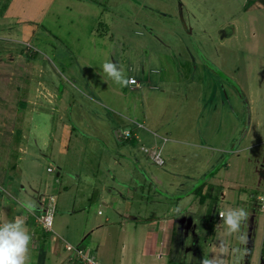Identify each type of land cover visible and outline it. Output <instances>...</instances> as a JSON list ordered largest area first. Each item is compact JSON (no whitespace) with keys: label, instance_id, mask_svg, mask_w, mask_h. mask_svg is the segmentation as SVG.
<instances>
[{"label":"rangeland","instance_id":"1","mask_svg":"<svg viewBox=\"0 0 264 264\" xmlns=\"http://www.w3.org/2000/svg\"><path fill=\"white\" fill-rule=\"evenodd\" d=\"M1 168L99 264H201L221 241L223 264H264V0H0ZM241 207L246 244L218 218ZM131 218L173 234L141 256Z\"/></svg>","mask_w":264,"mask_h":264},{"label":"crops","instance_id":"2","mask_svg":"<svg viewBox=\"0 0 264 264\" xmlns=\"http://www.w3.org/2000/svg\"><path fill=\"white\" fill-rule=\"evenodd\" d=\"M10 6L11 3H8L7 5L5 4L4 11L7 12ZM13 145L15 148H17V151H24L22 149L21 142H17L16 144L14 143ZM7 172V170H3L1 168L0 179L7 177L5 175V173ZM12 197L15 198V201L11 200ZM18 198L23 199L24 197L19 192L9 194V192H5V190H2V188H0V221L12 220L15 217H21L25 220L26 227L29 229L32 235L28 264H82L73 253H70L64 249L65 240L63 241L62 234L67 239H71V230L69 226H67L66 230H63L59 227V225L56 224V226L54 227L52 224V230L46 231L37 222V213H39L49 202L46 203L45 201H41L39 199L40 202L39 204H37V208L34 213H29L18 206L16 200ZM51 199L55 200L54 197H52ZM64 213H68V211H65ZM63 218L64 217H62V219ZM131 221L134 230L139 231L138 235L139 241L141 243V256L152 255L150 249L155 248L157 245H159L160 249V245L164 244L165 240L170 239V236L173 234L172 228L168 226L167 221H163L161 226L156 229H151L149 227L150 224L145 222L144 219L131 218ZM101 226V224L88 225L86 223L84 227L78 229L76 232L78 235L86 236L87 233L91 235L98 232ZM53 229H55L57 233H60L61 236L58 234H56V236L51 235V232L54 231ZM131 241L133 240L131 239ZM211 248L212 251L216 249V242L211 243ZM160 264L164 263L161 262Z\"/></svg>","mask_w":264,"mask_h":264},{"label":"clouds","instance_id":"3","mask_svg":"<svg viewBox=\"0 0 264 264\" xmlns=\"http://www.w3.org/2000/svg\"><path fill=\"white\" fill-rule=\"evenodd\" d=\"M100 69L103 78L106 76L121 87L128 84V78L117 62L106 61ZM17 204L29 213H34L37 208V202L28 196L23 199L18 198ZM219 216L222 224L226 227V235H236L241 244H246L247 237L241 229L242 225L248 220L249 213L242 207L229 208L220 211ZM31 242L32 235L23 218L15 217L12 220L0 221V264H28ZM219 251L220 256L204 257L201 264H223L222 256L228 251L223 241L219 243ZM236 251L240 250L236 249Z\"/></svg>","mask_w":264,"mask_h":264},{"label":"built area","instance_id":"4","mask_svg":"<svg viewBox=\"0 0 264 264\" xmlns=\"http://www.w3.org/2000/svg\"><path fill=\"white\" fill-rule=\"evenodd\" d=\"M129 84L136 83L135 78L129 77L128 78ZM130 136L129 131H123L121 132V137L123 139L128 138ZM162 140L165 142L166 138L161 137ZM142 150L149 154L152 161L158 165H163L164 161L161 155V149H153V150H147L146 148L142 147ZM53 202L54 200L51 199L48 204L45 205V207L36 215V220L39 223V225L45 229L46 231L52 230V220H53ZM258 210L264 214V195L258 197ZM218 217L219 213H218ZM64 248L66 251L73 253L82 264H99L94 254L91 253V251H85L84 249H81L80 247H74L68 243L64 244Z\"/></svg>","mask_w":264,"mask_h":264},{"label":"trees","instance_id":"5","mask_svg":"<svg viewBox=\"0 0 264 264\" xmlns=\"http://www.w3.org/2000/svg\"><path fill=\"white\" fill-rule=\"evenodd\" d=\"M202 187L201 186L199 189H198V194L200 196V202L202 203L203 202V197L207 195V193H204L202 194ZM260 258L264 260V238L262 240V245H261V250H260Z\"/></svg>","mask_w":264,"mask_h":264},{"label":"water","instance_id":"6","mask_svg":"<svg viewBox=\"0 0 264 264\" xmlns=\"http://www.w3.org/2000/svg\"><path fill=\"white\" fill-rule=\"evenodd\" d=\"M115 136H116L117 138H119V136H121V131H120L119 129L115 131ZM189 224H190V223H189Z\"/></svg>","mask_w":264,"mask_h":264}]
</instances>
